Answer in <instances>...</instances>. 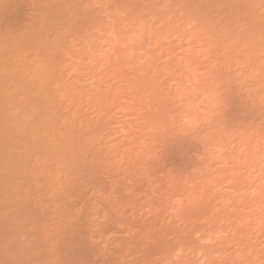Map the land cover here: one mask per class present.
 Returning <instances> with one entry per match:
<instances>
[{
	"label": "rangeland",
	"instance_id": "1",
	"mask_svg": "<svg viewBox=\"0 0 264 264\" xmlns=\"http://www.w3.org/2000/svg\"><path fill=\"white\" fill-rule=\"evenodd\" d=\"M0 264H264V0H0Z\"/></svg>",
	"mask_w": 264,
	"mask_h": 264
}]
</instances>
